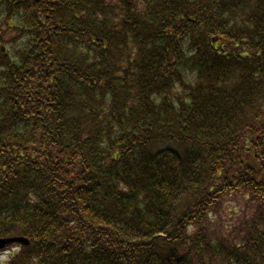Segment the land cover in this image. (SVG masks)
<instances>
[{
	"label": "trees",
	"instance_id": "1",
	"mask_svg": "<svg viewBox=\"0 0 264 264\" xmlns=\"http://www.w3.org/2000/svg\"><path fill=\"white\" fill-rule=\"evenodd\" d=\"M3 264H264V0H0Z\"/></svg>",
	"mask_w": 264,
	"mask_h": 264
},
{
	"label": "water",
	"instance_id": "2",
	"mask_svg": "<svg viewBox=\"0 0 264 264\" xmlns=\"http://www.w3.org/2000/svg\"><path fill=\"white\" fill-rule=\"evenodd\" d=\"M14 242L27 244L28 240L23 237L0 238V249L4 248L7 244L14 243Z\"/></svg>",
	"mask_w": 264,
	"mask_h": 264
},
{
	"label": "rangeland",
	"instance_id": "3",
	"mask_svg": "<svg viewBox=\"0 0 264 264\" xmlns=\"http://www.w3.org/2000/svg\"><path fill=\"white\" fill-rule=\"evenodd\" d=\"M12 252L13 249L11 248L0 250V264L5 263L9 259L10 253Z\"/></svg>",
	"mask_w": 264,
	"mask_h": 264
}]
</instances>
